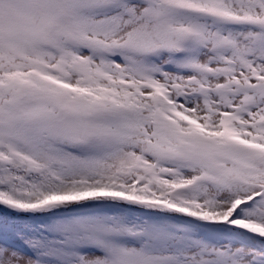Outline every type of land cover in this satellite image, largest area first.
<instances>
[{
    "label": "snow or ice",
    "instance_id": "6c2138e0",
    "mask_svg": "<svg viewBox=\"0 0 264 264\" xmlns=\"http://www.w3.org/2000/svg\"><path fill=\"white\" fill-rule=\"evenodd\" d=\"M0 209V264H264V0H0Z\"/></svg>",
    "mask_w": 264,
    "mask_h": 264
},
{
    "label": "trees",
    "instance_id": "16d2710c",
    "mask_svg": "<svg viewBox=\"0 0 264 264\" xmlns=\"http://www.w3.org/2000/svg\"><path fill=\"white\" fill-rule=\"evenodd\" d=\"M3 211L2 209H0V224H4L7 223L12 229L16 230V231H24V223L26 222H31V221H25L22 220V218L26 217V216H15L14 214H9L7 216L3 215ZM136 214V213H133ZM8 234H13V232L10 230L7 234L5 233H0V236H5Z\"/></svg>",
    "mask_w": 264,
    "mask_h": 264
},
{
    "label": "rangeland",
    "instance_id": "374dc122",
    "mask_svg": "<svg viewBox=\"0 0 264 264\" xmlns=\"http://www.w3.org/2000/svg\"><path fill=\"white\" fill-rule=\"evenodd\" d=\"M0 238H5V236L4 237H0ZM6 238H8V239H10V240H15V236L14 235H6ZM17 243H19V241H17Z\"/></svg>",
    "mask_w": 264,
    "mask_h": 264
}]
</instances>
